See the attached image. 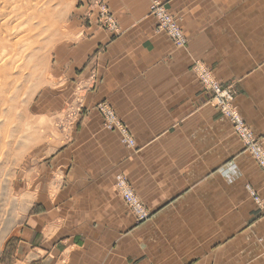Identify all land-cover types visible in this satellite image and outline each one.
<instances>
[{"label": "crops", "instance_id": "obj_1", "mask_svg": "<svg viewBox=\"0 0 264 264\" xmlns=\"http://www.w3.org/2000/svg\"><path fill=\"white\" fill-rule=\"evenodd\" d=\"M89 1L75 0L53 60L60 109L76 96L74 129L37 155L33 171L49 180L1 240L0 264H264V212L247 191L264 197V175L192 69L203 63L234 87L264 148V0H155L177 19L185 48L156 31L154 0H103L117 33L97 26ZM102 102L133 147L104 129ZM117 175L146 221L136 223Z\"/></svg>", "mask_w": 264, "mask_h": 264}, {"label": "rangeland", "instance_id": "obj_2", "mask_svg": "<svg viewBox=\"0 0 264 264\" xmlns=\"http://www.w3.org/2000/svg\"><path fill=\"white\" fill-rule=\"evenodd\" d=\"M93 1L88 13L97 11ZM76 6L75 0H0V242L49 180L43 169L33 171L44 162L37 155L56 149L74 129L76 96L71 108L60 109L52 69Z\"/></svg>", "mask_w": 264, "mask_h": 264}, {"label": "built area", "instance_id": "obj_3", "mask_svg": "<svg viewBox=\"0 0 264 264\" xmlns=\"http://www.w3.org/2000/svg\"><path fill=\"white\" fill-rule=\"evenodd\" d=\"M91 8L97 10V25L99 28L109 32H118L117 21L103 0H94ZM149 14L156 20L157 32L165 33L175 47L185 48L186 38L177 19L166 10L162 3L152 1ZM192 68L204 90L210 93L207 103L217 109L229 121L233 133L241 140L244 150L249 153L264 175V148L240 117L235 106L237 92L234 87L232 85L223 86L203 63H194ZM96 108L103 118V127L106 130H117L121 135V142L127 147H133V140L111 107L105 103H100ZM114 186L132 212L136 223L146 221L149 218V211L142 205L128 182L121 175L115 177ZM247 191L257 209L264 212V197L258 196L250 187H247Z\"/></svg>", "mask_w": 264, "mask_h": 264}, {"label": "trees", "instance_id": "obj_4", "mask_svg": "<svg viewBox=\"0 0 264 264\" xmlns=\"http://www.w3.org/2000/svg\"><path fill=\"white\" fill-rule=\"evenodd\" d=\"M7 249H9V243L6 244ZM3 262L2 258L0 260V263Z\"/></svg>", "mask_w": 264, "mask_h": 264}, {"label": "bare ground", "instance_id": "obj_5", "mask_svg": "<svg viewBox=\"0 0 264 264\" xmlns=\"http://www.w3.org/2000/svg\"><path fill=\"white\" fill-rule=\"evenodd\" d=\"M29 1V0H28ZM20 2V1H19ZM38 4V3H37ZM13 6V5H12ZM28 7V6H27ZM14 9H16V8H14ZM30 10V9H29Z\"/></svg>", "mask_w": 264, "mask_h": 264}]
</instances>
